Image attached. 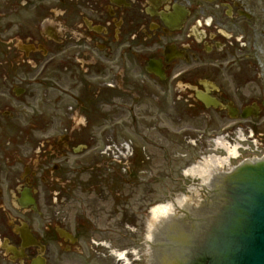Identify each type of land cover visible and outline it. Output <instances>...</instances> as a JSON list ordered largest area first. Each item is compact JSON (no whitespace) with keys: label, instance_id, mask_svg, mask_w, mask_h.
Returning <instances> with one entry per match:
<instances>
[{"label":"flooded vegetation","instance_id":"af4514ba","mask_svg":"<svg viewBox=\"0 0 264 264\" xmlns=\"http://www.w3.org/2000/svg\"><path fill=\"white\" fill-rule=\"evenodd\" d=\"M171 89L264 147V0H0V264H157L148 194L132 198L151 172L100 132ZM199 227L171 228L193 242Z\"/></svg>","mask_w":264,"mask_h":264},{"label":"rangeland","instance_id":"374dc122","mask_svg":"<svg viewBox=\"0 0 264 264\" xmlns=\"http://www.w3.org/2000/svg\"><path fill=\"white\" fill-rule=\"evenodd\" d=\"M182 64L186 66L185 62ZM168 87H171L170 83ZM189 98L188 95H180L171 89L166 94L163 105H160V102L159 104L151 102L149 108L141 106L140 114L146 117V121L139 122L138 126L102 128L100 135H108L109 141L131 140L135 156L130 167L146 168L151 172L150 190L145 191L142 185L138 186L133 200H142L148 194L151 207L182 194L192 195L190 186L203 183V179L198 175L185 174L186 169L212 154L227 156L228 152L224 147L217 145L215 139L228 130L232 131L229 135V145L231 147L237 145L239 149L235 157L219 170L228 171L243 159L264 152V147L260 148L254 143L255 136H249V128L238 130L236 127L238 124L230 119L225 111L209 113L199 111ZM105 141L100 140V147ZM201 194L204 199L210 195L207 192ZM203 200L200 199L201 206ZM195 203L192 202L193 205H197ZM77 209L78 203L70 207L69 215H76ZM117 242L121 246L131 243L130 240L121 237H118ZM141 242L142 239H139V248L142 251ZM134 246L137 247V244Z\"/></svg>","mask_w":264,"mask_h":264},{"label":"water","instance_id":"95a60500","mask_svg":"<svg viewBox=\"0 0 264 264\" xmlns=\"http://www.w3.org/2000/svg\"><path fill=\"white\" fill-rule=\"evenodd\" d=\"M201 97L208 105L214 103L209 95ZM213 188L208 199L216 192L218 202L202 213L212 222L200 241L198 264H264V157L244 160L217 177ZM186 237L182 234L172 252L178 258H186L193 244Z\"/></svg>","mask_w":264,"mask_h":264},{"label":"bare ground","instance_id":"6f19581e","mask_svg":"<svg viewBox=\"0 0 264 264\" xmlns=\"http://www.w3.org/2000/svg\"><path fill=\"white\" fill-rule=\"evenodd\" d=\"M216 142L220 146L226 147L228 150L227 156H219V155H210L204 157L203 161L192 164L186 171L185 174L198 175L203 179V183H199L196 185L190 186V191H192V195L182 194L169 200L165 203H158L152 207L151 216H150V228L151 234L148 237V243H151L153 231L157 224L162 223L165 220L166 216L175 215L176 211L181 208L184 209L186 207L192 206V202L195 201L197 205L201 204V201L204 199L202 197L201 192L211 193L212 188L210 187L211 177L214 175H218L217 173L220 171L219 168L223 165H226L230 162L232 157H235L237 152V145L231 147L226 144L224 138L219 137L216 139ZM198 196V198L194 196ZM201 199V201H200ZM176 219V218H175ZM174 219V220H175ZM173 221V219L171 218Z\"/></svg>","mask_w":264,"mask_h":264}]
</instances>
